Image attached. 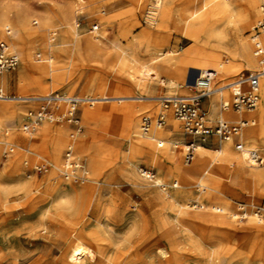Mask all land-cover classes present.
<instances>
[{
    "label": "rangeland",
    "instance_id": "rangeland-1",
    "mask_svg": "<svg viewBox=\"0 0 264 264\" xmlns=\"http://www.w3.org/2000/svg\"><path fill=\"white\" fill-rule=\"evenodd\" d=\"M149 1L141 5L138 0H0V17L9 26L3 31L0 29V36H6V30L10 31V45L19 57V64L14 70L0 75V89L9 95L36 96L51 90L97 99L124 93L135 96L190 95L191 91L181 88L182 82L174 76H168L159 67V62L152 63L151 59L164 51H171L175 55L171 58H178L195 43L180 32L182 17L176 10L165 23L158 10L156 25H145L143 17ZM229 1L234 5L244 2ZM258 10L260 20L263 12L260 7ZM68 11L71 17H66ZM257 24L255 19L252 28L243 32L241 38L244 41L252 43L251 30ZM22 25L35 31L41 30L40 39L26 40V47L31 52L27 64L14 40L16 35L22 33ZM64 31L71 36L63 34ZM52 32H57V36L51 43L49 35ZM156 32L159 37L153 39L152 34ZM3 39L5 37H0V40ZM86 39L94 43L93 50L85 47ZM198 45L207 51L226 53L235 58L238 65L236 72L217 83L246 77L248 73L260 69L257 64L251 67L237 57L239 38L233 28L225 29L219 35L203 34ZM123 60L126 67L137 75L142 66L156 73L144 77L148 85L142 91L135 89L126 74L122 73L120 63ZM28 64L48 67L50 72L43 76L35 75L30 72ZM261 98L260 93L259 102ZM221 101L230 103L231 94H224L220 100L215 101L217 108L213 115L210 99L203 102L209 118L213 116L210 118L213 124L224 112L220 109ZM96 102L93 107L88 104L77 105L76 113L82 131L74 140L76 157L88 168L89 178L92 179L87 189L89 195L95 190V204L90 217L86 216V222L89 223L87 229L95 233L94 238L83 233L82 227L73 231L71 227L62 225L58 210L54 205L51 206L54 191L49 189L54 186V182L60 181L66 191L72 188L81 190L84 184H67L60 173L51 172L50 165L43 174L34 170L42 160L51 163L53 143L45 138L31 145L30 139L37 137L43 123L32 136L21 131V128L27 122L28 113L37 111L41 104L35 106L20 100L0 102L22 109L19 118L2 119L0 127V264H69L65 254L70 243L76 239L90 247L95 254L94 259L80 264H264V222L253 214L254 208H264V178L259 177L264 173V165L248 168L250 172L244 173L242 167H246V164L240 161L241 152L236 147L241 144L260 151L264 156V122L259 119V106L253 110L257 114L255 117L239 116L233 119L228 114L229 117H226L231 122H254V125L247 128L257 132L255 139L246 138L241 143L234 138L230 146V157L226 158L224 154L217 157V154L210 152L209 172H193L188 182L176 183L171 172V162L155 164L147 156H130V143L126 139L130 131L140 134L146 116L156 119L166 111L160 112L158 105L156 113L141 111L142 114L135 120L137 127H133L131 125L134 122L131 123L124 108L126 104L116 105L104 100ZM60 105L61 108L65 106L63 103ZM128 105L135 106L137 110L149 107L148 103L134 102ZM86 109L93 113L87 122L83 117ZM169 110L170 118L166 116L165 127L171 119L176 122L178 131L176 136L170 138L176 145V148L171 145V154L179 165L190 169L197 154H194L192 161L187 160L185 147L193 142V138L185 134L181 123ZM229 112L236 113L231 106L224 113ZM50 124L57 126L60 123ZM73 130L74 127L69 124L65 136L59 138L62 148L60 162ZM83 140L90 146L89 152L79 150ZM9 146L14 149V153L8 151ZM203 146L211 151L219 149L218 142L214 140ZM16 153L21 156L15 157ZM14 158L19 161L13 167L11 163ZM91 163H95L93 167ZM140 169L154 172L155 181L164 183L168 195L174 196L177 209L162 207L163 201L159 200H154L152 210L145 207L142 191L150 192V198L157 194L164 195V192L162 187L154 186L155 183L143 178ZM200 186H205L206 190L199 192ZM76 203L83 209L86 200L83 198ZM132 204H137L138 208H131ZM222 204L228 208L227 211L211 210L214 206L222 207ZM239 206L247 209L248 216L246 219L237 216L233 220L231 213L238 215ZM156 209L165 213L172 224H176V218L183 221V212L188 211L196 216H214L220 225L216 230L200 226H193L190 231L182 226L177 229L169 226L162 228L160 219L163 216L155 215Z\"/></svg>",
    "mask_w": 264,
    "mask_h": 264
},
{
    "label": "bare ground",
    "instance_id": "bare-ground-1",
    "mask_svg": "<svg viewBox=\"0 0 264 264\" xmlns=\"http://www.w3.org/2000/svg\"><path fill=\"white\" fill-rule=\"evenodd\" d=\"M146 1L147 0H138V2L141 5L145 4ZM261 5H264V0H244V2L240 5H234L229 0H165L163 7L161 3V6L159 8V13H161L162 15V22L165 23L171 17L174 10L178 11L180 16L182 17V25H180V32L184 34V36H187L190 39V41L194 42L195 45L191 49H188L186 52H184L183 55L179 56L178 58H171L175 56L173 52L164 51L161 54L156 55L155 58H152L151 62L152 63L159 62V67L168 76H174L177 80L182 82L183 86H181V88L185 87L186 91L188 90L192 92V89L196 81L198 80L200 75L205 73L206 71L215 72L216 74L215 82L216 83L221 82L224 79L232 76L236 72V68L238 65L235 63V58L227 55L226 53L207 51L205 48L200 47L198 43H199V40L201 39V35L203 34L212 33L215 35H219L221 34L223 30L233 28L237 32V35L239 38V55L237 57L240 59L241 62H245L247 65L251 67H254L256 64L260 66L259 60L255 58L256 56L254 53L256 43L253 40H252V43H248L244 41L241 38V36L245 30H249L252 28L253 21L255 19L256 21H258V23L264 19V7H261ZM258 7H260L261 11L263 12V16L260 18V20H258V17L260 15ZM69 16L71 17L70 11L66 13V17H69ZM46 23L47 21L44 22V25H46ZM74 26L77 27L76 22H74ZM8 27H9L8 22L4 18L0 17V29H2L3 31L4 29H8ZM95 29L97 28L95 27ZM72 30L75 31V28L72 27ZM40 31L41 30L35 31V30H32L30 27L28 28V26L22 25V28H21L22 33L16 35L14 39L16 46L21 52L22 59L26 64H27L28 58L31 53L26 47V40L30 39L31 41H34V40L40 39L41 38V35L39 34ZM156 33L157 34H154V35L152 34L153 39H157L159 37L158 32ZM63 34H68V32L64 31ZM0 37L3 38L5 36L1 35ZM258 41H259V45L261 46L264 52V31L261 37H259ZM85 47L88 50H91V49L93 50L95 48V45L90 39H86ZM49 58L50 57L48 56V59ZM120 65L123 68L122 73L126 74L129 81L134 84L135 89H138L139 91L140 90L142 91L148 85L144 77H150V75H156L154 70L150 69L147 66H142L139 69V75H137L135 71L133 70L130 71V68L126 67V63L124 62V60L122 63H120ZM27 67L29 68L30 72L38 76L47 75L50 72L49 68L45 66H31L28 64ZM260 93L262 96L261 98L262 100L261 102H259L257 106H259V119H261V121L264 122V79H262L261 81ZM224 94H231V93L229 90H225L222 93V95L214 94L210 97V108L212 110L211 112H213L212 115L214 114V112H216L215 110L217 108L215 101L217 99L220 100V97H222ZM188 96H179V95L143 96L141 94L135 96L130 93H124L118 96L105 95L102 98L97 99V98H91V97L84 96V95L72 96L66 93L60 94L57 92H53L51 90H45L41 95H36V96H28L26 94L9 95V94H6L4 90L0 89V102H11L15 100H20L21 102L32 103L35 106L41 104V106L38 109L39 111L43 106L50 104L52 102H61V103L68 104L72 100H76L78 104H82V105L88 104L90 107H93L97 103L96 101L98 100L109 101L110 103H113L116 105L126 104L124 108L126 110L127 115L129 116L131 123L134 122V124L131 125L133 127H137V124H135V120H137V118L140 116L139 114H142L141 111L156 113L157 111L156 106L158 105L160 106V112L166 111L165 112L166 114L164 113V115L165 116L168 115L169 117L170 114L168 113L170 112V110L169 109L165 110L163 108L164 100L165 99H175V98H185ZM134 102L148 103L149 107H146L145 110H137L135 106L128 105V103H134ZM12 106L0 104V127H1L2 119L17 118V117L19 118L22 109L15 108ZM232 110L236 113L232 114L231 112H229L225 114L224 112L226 111H224L220 115V119L227 122L228 124L230 123L231 124H242V121L247 122L245 125L242 126L240 133H238L235 137H233V139L234 138L239 139L241 143L244 140H246V138L247 140L255 139L257 136V132L254 130H251L250 128H247L249 125H254V122H250L249 120H240L239 122H231L230 120L226 119V117H229L227 116V114L230 115V117L233 119H237L239 118V116L240 117L245 116L249 118L253 116L255 117L257 114H255V112L253 111L254 109L252 110L242 109L240 111H236L232 108ZM243 111H250V112L244 113ZM92 114L93 113H91L89 110L87 109L84 110L83 111L84 120L86 122L89 121V119L92 117ZM212 117L213 116H210L211 119ZM26 123L23 127L27 125ZM50 123L47 121L43 122L41 128H39L38 130L37 137L31 138L30 143L32 145L42 139H45V138L50 139L53 145H52V151H51V163L49 162L50 164L48 163V165H50L51 172H56L59 174L62 171V165L64 163L63 160H61L60 162V153H61L62 148L60 145L61 139L59 138L65 136V134L68 131L69 123L62 122L57 126H53ZM23 127L21 128V131H23L22 130ZM4 134H7V133L4 132ZM177 134H178L177 124L171 119H169V124L166 127H163L160 129L155 128L151 130L150 133L148 134L143 133L142 126H141L140 134L135 131H130L126 135V139L130 143L129 144V155L131 156V155L139 154L143 157L147 156L148 159L150 158V160L155 164L171 162L173 165V167L171 168V172L176 180L175 181L176 183L188 182L189 179H191L193 172H201L204 174L209 172V167L211 165V164L209 165L208 163L210 152H214L215 154H217L216 155L217 157L222 154H224L226 158L232 155L230 146H231L233 139L227 142L217 141L219 145L218 146L219 149H215V151H211L210 149L205 148L203 146L204 144L202 143H195L194 146L191 148H189V144H188L185 147V151L187 152L188 150H192L191 161L195 153L197 154V158L195 162L193 163V167H191L190 169H185L184 167L179 165L174 160V157L172 156L171 151H170L171 145H174V147L176 148V145L172 143L170 138L176 136ZM71 135L72 134H70L68 137L69 142L67 143V147L70 145L73 146V154L76 157L75 147H74L75 141L74 139L71 138ZM238 146L240 148L239 151L241 152L239 154L240 161L246 164V167L244 166L242 167V169L244 170L243 172L244 173L250 172L248 168L250 169V168L259 167L253 164V161L251 160V157H250L252 152L254 151L258 152V150L243 147L241 144H238ZM79 147H80L79 150L82 152H89L90 150V146L84 140L80 143ZM154 147L156 148V150ZM8 151H11V152L13 151L14 153V149L10 146L8 147ZM64 153H66V151ZM20 156H21L20 153L15 154V157H20ZM16 159L17 158L13 159L14 162L11 163V166L14 167L15 166L14 163L19 161V159L17 160ZM92 160L94 159L92 158ZM94 164H92V167L94 166ZM95 171L93 173H95ZM139 172L141 176L142 174L147 176V174H145L143 170L140 169ZM259 177L264 178V173L259 175ZM86 181L87 182L84 183L81 190L72 188V190H69V191H66L62 188L61 186L62 184H60L61 183L60 181H59L60 183L58 181L54 182V186L49 189V190L54 191L52 194L53 200H52L51 206L54 205L56 210H58L57 214L63 221L62 225L71 227L73 231H78V229L82 227L83 233H86L90 238H94L95 233L92 230L87 229L89 227V223L86 222L87 220L86 216L88 218L90 217L91 209L93 208L95 204L96 195H95V190L90 195H89V190H87L92 183V179L89 178V175ZM154 183H155L154 186H162L161 189H163L162 192H164V195L157 194L156 197L150 198L149 197L150 192L142 191L145 207H147L149 210H152L154 208L153 206L154 200H159V201H163L161 205L162 207L168 206L172 209L173 208L177 209V207H175L174 205L175 204L174 199H173L174 196L168 195V193L165 191L166 185L160 181H157V182L154 181ZM207 189L210 190L209 187H207ZM198 190L199 192H202L203 190L205 191L206 187L200 186ZM83 198L86 200L85 208H83L84 210L80 208L79 206H77V203H76L78 200H81ZM130 207L134 209L138 208L137 204L135 205L132 204ZM227 209L228 208H226L225 205L222 204V207L214 206L211 210L214 212H220V211H227ZM240 209H242V206H239L237 208L238 215L235 213H231L233 220H236L237 216L242 217L241 213H239ZM244 210H245L244 215H246L247 217L248 216L247 209H244ZM177 211L179 212V209ZM154 213L158 217L163 216L162 219H160L162 228L169 226L173 229H177V227L182 226L186 230L190 231V228H192L193 226L194 227L200 226L202 228L216 230L217 226L220 225V223L217 221V219L214 216H211V217L202 216V215L196 216L195 214H192L188 211L183 212L185 216L183 221H180L176 218V224L170 223V219L165 215V213L164 214L161 213V210L156 209ZM173 242H174V239H173ZM94 257H95L94 251L78 239H76L75 242L70 243L69 249L67 250L65 254V260L69 264H80L86 260L94 259Z\"/></svg>",
    "mask_w": 264,
    "mask_h": 264
},
{
    "label": "built area",
    "instance_id": "built-area-1",
    "mask_svg": "<svg viewBox=\"0 0 264 264\" xmlns=\"http://www.w3.org/2000/svg\"><path fill=\"white\" fill-rule=\"evenodd\" d=\"M162 0H150L144 13L143 23L147 26H155L157 23V14L161 6ZM96 30V29H95ZM264 31V19L253 27L251 30L252 40L255 44V56L259 60L260 69L257 72H250L246 77L241 76L233 81L221 84L216 83V74L213 71H206L201 74L196 81L192 94L185 98L165 99L163 108L171 109L176 120H178L186 135L193 138V142L189 144V148L195 143L207 144L209 141L227 142L240 133L242 124H228L218 118L213 124L209 118L208 112L203 108L205 99H210L212 95H222L225 90L231 93V102L220 103V109L227 111L231 106L234 110L255 109L260 100L261 81L264 79V52L259 45V37ZM57 32L49 35V41L52 43L56 40ZM10 31H6L5 39L0 40V75L4 72L14 70L19 64V57L10 45ZM246 88V89H245ZM61 102H52L43 106L40 111L29 112L27 116V125L23 127V132L32 135L36 132L43 122L69 123L74 127L71 138H75L81 133L82 127L77 117L76 100L70 103H63L65 106L61 108ZM166 125V116L159 114L156 119L146 116L142 121V131L144 134L150 133L155 128H163ZM240 150L239 146H236ZM11 152V151H9ZM187 160L191 159L192 150H188ZM251 160L256 166L264 165V156L260 151L252 152ZM62 171L60 177L68 183L84 184L88 177V170L85 165L73 154V146H68L63 158ZM49 169L48 163L42 160L34 167V170L43 174ZM147 176L142 177L154 184L155 174L152 170L141 169ZM162 187V186H158ZM244 206L239 210L242 218L244 215ZM254 216L264 222V208L256 207L253 209ZM243 214V215H242Z\"/></svg>",
    "mask_w": 264,
    "mask_h": 264
}]
</instances>
